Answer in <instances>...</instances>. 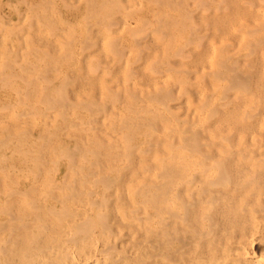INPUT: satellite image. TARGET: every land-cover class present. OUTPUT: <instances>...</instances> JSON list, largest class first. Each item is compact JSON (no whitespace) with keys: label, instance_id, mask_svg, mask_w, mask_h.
I'll use <instances>...</instances> for the list:
<instances>
[{"label":"bare ground","instance_id":"1","mask_svg":"<svg viewBox=\"0 0 264 264\" xmlns=\"http://www.w3.org/2000/svg\"><path fill=\"white\" fill-rule=\"evenodd\" d=\"M78 1L85 2L91 14L85 13L89 16L84 15L89 24L83 26L87 30L86 44L92 43L93 47L95 36L99 33L96 30L95 34L96 23L103 26L109 23L108 27L118 23L120 26L125 23L124 17L130 11L124 10V14L121 12L124 17L115 18L113 12L124 4L121 0ZM158 1L169 7H179L182 11L180 16H171L168 10L160 21L154 14L157 23L161 22L170 29L177 26L184 29L187 22L193 25V30L190 28V44L195 46L190 53L198 64L209 68L208 71L204 68L206 72L202 71L208 81L206 85L211 88L209 92L193 93L197 96L198 105L194 106L193 99V106L190 105L187 97L183 100L188 104L186 106L182 102L181 105L172 104L175 93L167 86L154 93L149 91V98L145 97L148 100L143 97L138 99V92L129 88L126 94L120 89H106L104 96L99 97L100 93L81 94L77 89L76 92L70 91L71 78L60 80L65 78L62 73L59 82L52 79L51 72L57 67L47 65L41 67L42 74L39 72L37 55L40 52L37 53V48L41 50L38 45H44L46 40L39 42L35 34L30 39V57L22 60L20 65L18 60L9 58L6 62V57L0 61L9 64L7 68H0V264H264V0H196L199 2L196 9H190L189 0ZM46 2L48 5L51 1ZM44 7L45 10L40 7L43 12L49 8L45 4ZM102 7H108L106 9L109 10L104 8L108 11L106 14H101L103 9L96 11ZM138 7L131 11L138 10ZM203 9L206 12L199 14ZM52 12L48 19L52 17ZM93 12L96 23L92 22ZM45 15L44 18H47ZM197 19L202 24L197 23ZM11 25L12 29L15 28L14 23ZM141 26L139 29L134 26L133 29L138 46L146 38H142L146 34H137V31L146 32ZM20 28L23 30V27ZM183 29L187 31V28ZM3 30H6L5 27ZM3 30L1 34H4ZM51 30L53 35L50 36H54ZM71 30L74 33L78 29ZM106 30L110 34L114 29ZM11 33L14 34V30ZM5 35L4 39L8 37ZM140 35L143 40H137ZM116 39L120 40L116 37L107 40L110 45L107 42L104 44L115 52V56L124 57L122 53L126 50L119 46L123 42L119 43ZM5 40L0 41L6 44ZM169 40L167 42H173ZM67 41L70 48L73 42L69 44ZM174 42L176 44L177 41ZM19 44L17 47H20ZM169 44L168 49L170 46L172 50ZM62 48L64 51L67 49ZM176 50L174 52L177 53ZM164 51L168 55L169 50L166 48ZM69 53L66 51L63 55L70 58ZM176 53L173 58L177 57ZM49 54L45 55L52 57ZM187 55L190 56L189 53ZM60 57L62 55L58 59ZM161 57L160 60L163 59ZM93 58L96 59V56ZM181 58L185 57H180L179 62H182ZM210 58H214V62H210ZM97 69L93 68V71ZM126 70L129 73L132 69ZM156 70L151 72L161 73ZM38 72L42 75L41 85L38 84ZM170 73L168 76L173 80ZM201 77H198L199 80ZM85 79L75 77L78 87L88 85ZM128 79L124 80L129 84ZM178 82L182 83V80ZM182 93L186 95L185 91ZM124 95L127 97L123 98Z\"/></svg>","mask_w":264,"mask_h":264},{"label":"rangeland","instance_id":"2","mask_svg":"<svg viewBox=\"0 0 264 264\" xmlns=\"http://www.w3.org/2000/svg\"><path fill=\"white\" fill-rule=\"evenodd\" d=\"M5 2V3H2V2ZM22 2H20V0H0V15H1V17H0V30L2 29L3 30V27H5V29L6 30H3V33L4 34H1L2 33V30L0 31V40H5V39H7V42H6V44H5V41H0V47H1V45H2V47L0 48V55H1V58H0V61H4V58L6 57V59H5V61L7 60L8 62H9V59L10 60H18L19 62V65L22 63L21 61L22 60H24V59H27V58H29L30 57V52L31 51H28L29 49L31 50V40L30 39H32L33 38V36H35L36 35V37H38V40H39V42L41 41V40H46V43L44 44V45H42V46H40V45H38V47H40L41 48V50L39 49V48H37V50H38V52L37 53H39V56L37 55V57H39V62H38V68H39V72L41 73V67H45V66H49V65H53L52 67H54V68H58V69H56V70H52V72H51V75H52V79L54 80V82L57 80V82H59L58 80H59V77L61 78V74H62V77H65V78H61L60 80H63V79H66V78H71L72 80L69 82L70 83V85L68 86V89L70 90V91H75L76 92V89L78 90V92L79 93H81V94H86V93H96L97 95H98V97L101 95V96H104V94L107 92V90L106 89H116V90H121V91H123V92H125V91H128L127 90V88H129V90L130 89H132L131 91H133L134 90V92H138L137 93V96H138V99H142V97L144 98V100H148V99H146L145 97H148V94H149V91H151L152 93H154V92H156V91H158V89L160 88V89H163L164 88V86H167L166 88L168 89H171V90H173L174 91V93H175V95H174V98H172V104H175V105H181V102H182V105H184V106H186V104L184 103V101L183 100H185V98L184 97H187L186 99H187V102L189 101V104L190 105H192V103L194 104V106L195 105H198V101H197V96H195V94H193V93H196V91L197 92H209L210 90H211V88L208 86V85H206L207 84V78L204 76L205 75V73L203 74V71H205V69H206V71H208L209 70V68H207V67H205L204 65H203V67H202V65H200V64H198L197 62H196V58L194 57V56H192V54L190 53V50H192L193 48H194V46H195V44H190V42H191V33H192V31L191 30H193V25H190L188 22L185 24V26H184V29L185 28H187V29H185V30H187V31H182V27H173L172 29H170V28H165L164 26V24H161V22H160V24L162 25V27L160 26V24L159 23H157L158 21H156V19L158 18V20L160 21V18L163 16V13H167L168 14V10L170 11L169 12V14H172L171 16H180L181 15V12L180 11H182V10H180V8L178 7H172V6H168V5H163L162 3H160L158 0V2L157 1H155V0H143L144 1V3H143V1H141V0H132L135 4H132L133 2L131 1L130 2V0L129 1H126V0H121V2H123L124 4V6L123 5H120V7H118V9L116 8L115 10V12H113V15H114V17L115 18H119L121 15H122V17H124L125 15H123L124 13L122 12V11H124V12H126V11H128V10H130V11H128V13L129 14H127L126 13V16L124 17V22L125 23H123V24H120V26H122V25H124V26H122V28L119 26V24L118 23H116L117 25H115L114 26V24L112 25L113 27H108L110 24L109 23H105V25L103 26V25H101V24H98L97 25V23H96V17H95V15H94V12L96 13V11L98 12L99 10H101V9H103V10H101L100 12H101V14H104L105 12L107 13L108 11H105L104 10V8L105 7H102V8H100V9H98V10H96V11H94L93 12V18H92V22H94V23H96V25H95V34L97 33V31L99 32V33H102L103 34V36H101V34H99V33H97L96 34V36H95V39H94V41H93V43H94V47H93V44L91 43V45H89V43H87L86 44V38H87V30L85 29V27H87V24H89V19H87L89 16H87V15H91L90 13H89V10H88V8L87 7H85V6H87V5H85V2H83V1H78V0H49V1H51V2H49L48 3V5H46V1L47 0H45V1H41V0H21ZM29 1V2H28ZM71 1H73V2H71ZM196 0H189V2H190V9H196V7H198V1L197 2H195ZM38 2V3H37ZM41 2H42V4H41ZM53 2L55 3V6H56V8L54 9L53 7H55L54 6V4H53ZM64 2V3H63ZM66 2V3H65ZM77 2H79V3H77ZM140 2V3H139ZM148 2V3H147ZM153 2V3H152ZM196 3V5H195V3ZM12 3H14V5L12 4ZM17 3V4H16ZM28 3V4H27ZM51 3V4H50ZM71 5H70V4ZM74 4V7H73V4ZM128 3V4H127ZM138 3V4H137ZM160 5V6H158V4ZM3 6H2V5ZM20 4H21V6H20ZM23 4V5H22ZM31 4V5H30ZM36 4V5H35ZM40 4V5H39ZM44 4H45V6H47V7H49L46 11H44L43 12V10L40 8V7H42L44 10L46 9V7H44ZM64 4H66V5H64ZM69 4V5H68ZM77 6H76V5ZM80 6H79V5ZM120 4H122V3H120ZM141 4V6H139ZM152 4V5H151ZM157 4V5H156ZM162 4V5H161ZM5 5V6H4ZM9 7H8V6ZM16 8V9H18V10H16L13 6ZM16 5V6H15ZM33 5H35L34 7H33ZM128 5H130L129 7H128ZM131 5H132V7H131ZM149 5V6H148ZM19 6V7H18ZM30 6H32L31 8H30ZM51 6H52V8H51ZM67 6V7H66ZM68 6H70V7H68ZM72 6V7H71ZM79 6V8H80V10H79V8H77ZM127 6V7H126ZM134 6V7H133ZM135 6H136V8L138 7V10H135L134 12L133 11H131V10H134V9H136L135 8ZM147 8H146V7ZM152 6H154V7H152ZM158 6V7H157ZM196 6V7H195ZM4 7V8H3ZM10 7H11V9H10ZM40 9H39V8ZM123 7V8H122ZM124 7L127 9H124ZM153 8V9H151V8ZM167 7V8H166ZM192 7H194V8H192ZM2 8V9H1ZM21 8V9H20ZM68 8H70L69 10H68ZM75 8V9H74ZM87 8V9H86ZM106 8H108V7H106ZM105 8V9H106ZM120 8H121V10H120ZM130 8V9H129ZM132 8H134V9H132ZM165 8V11L163 12V9ZM5 11H4V10ZM39 9V10H38ZM52 9H54V10H52ZM59 11H58V10ZM72 9V10H71ZM77 9V10H76ZM82 9V10H81ZM178 9V10H177ZM21 12H20V11ZM37 10V11H36ZM86 10H88V11H86ZM106 10H109V9H106ZM144 10H146V11H144ZM150 10V11H149ZM204 10V11H203ZM202 11L200 10L199 11V14L202 12V13H205L206 11H205V9H203ZM34 11H36V14L37 15H35V12ZM40 11V12H39ZM49 11V12H48ZM52 12V17H49L50 19H48V16H50V13ZM83 13H82V12ZM118 11H120L119 13H117ZM37 12H39V13H37ZM57 12V14H55ZM80 12V13H79ZM123 14H122V13ZM131 12H133V13H131ZM178 12H180V13H178ZM15 13H18V14H15ZM22 13V14H21ZM46 14L47 15V18H44V15H42V14ZM76 13H77V16L78 17H80V18H78L77 16H76ZM85 13H87V15L85 14ZM105 13V14H106ZM196 13V12H195ZM12 14V15H11ZM15 14V15H14ZM43 16H41V15ZM119 14V15H118ZM131 14V15H130ZM154 14L156 15V16H154ZM9 15H11L12 16V18L9 16ZM17 15V16H16ZM30 15V16H29ZM35 15V16H34ZM45 15V16H46ZM57 15V16H56ZM61 15V16H60ZM83 15V16H82ZM84 15H86L87 16V18H84ZM196 15H197V13H196ZM16 16V17H15ZM22 16V17H21ZM39 16V17H38ZM53 16H55V18L53 17ZM130 16V17H129ZM132 16V17H131ZM156 18H154V17ZM25 17V18H24ZM42 17V18H41ZM77 19H76V18ZM81 17H83V18H81ZM7 18V19H6ZM27 18H28V20H27ZM41 19V21H40V19ZM55 20H54V19ZM62 18H63V20L65 19L66 20V23H65V20L63 21L62 20ZM127 18V19H126ZM144 18H146V19H144ZM149 18V19H148ZM11 19V20H10ZM18 19V20H17ZM52 20V22L54 23L55 22V24L53 25V23L52 22H50V21H48V20ZM59 21H58V20ZM61 19V20H60ZM73 19V20H72ZM86 19H87V21H86ZM120 19H122L123 20V18H120ZM141 19V20H140ZM2 20V21H1ZM5 20V21H4ZM10 20V21H9ZM26 20V21H25ZM29 20H30V23H29ZM39 20V21H38ZM43 20H44V22H45V24H44V22H43ZM68 20H70V23H69V21ZM79 20V21H78ZM198 20V19H197ZM48 21V22H47ZM58 21V22H57ZM62 21L64 22V24L62 23ZM68 21V22H67ZM86 21V23H84ZM91 21V20H90ZM128 21V22H127ZM150 21V22H149ZM3 22V23H2ZM7 22V23H6ZM9 22H11V23H14L15 24V28H13L12 29V25H11V23L9 24ZM21 22V23H20ZM40 22V23H39ZM72 22V23H71ZM142 22V23H141ZM5 23V26H2L3 24ZM27 23V24H26ZM32 23V24H31ZM49 23V24H48ZM71 24V25H69V24ZM74 23V24H73ZM80 23H82V24H80ZM136 23V25H134ZM138 23H140V24H138ZM197 23H201L202 24V22L200 21V20H198V22ZM9 24V25H8ZM58 24V25H57ZM76 24V25H75ZM78 24V25H77ZM80 24V25H79ZM22 25V26H21ZM30 25L32 26V28L30 27ZM50 25H52V26H50V28L51 29H53V30H51L50 28H49V26ZM57 27H56V26ZM60 25V26H59ZM83 25H86L85 27L83 26ZM138 25V26H137ZM152 25H154V26H152ZM164 25V26H163ZM11 26V27H10ZM37 26V27H36ZM41 26H43V27H41ZM53 26H54V28H53ZM61 26H63L62 28H61ZM73 26V27H72ZM131 26L133 27L132 28V31L130 32V29H131ZM134 26H136L138 29H139V26H141V29H142V31L145 29V33L143 32V33H141V32H139V31H137V34L139 33V34H146V35H144V36H142V38L144 37H146L144 40L141 38V35H140V37H138L137 38V40L138 39H142L143 41H139L140 42V44L142 43L143 45H144V43L146 44V46L144 45V47H143V45L141 44L140 46H138L139 44L136 42L135 43V35H134ZM19 27V28H18ZM20 27H23V30H22V28H20ZM28 29V30H26V28ZM121 28V29H119V30H115V28ZM126 27L128 28V29H126ZM145 27V28H144ZM11 28V29H10ZM18 28V29H17ZM31 28V29H30ZM48 28V29H47ZM59 29V30H54V29ZM74 28V30L75 29H78L77 31H75L74 33H73V30H71V29H73ZM98 28H99V30L101 31H99L98 30ZM106 28L107 29H114L113 31H111L110 32V30H109V32H110V34L108 33V31L106 30ZM137 28H135V30L137 29ZM144 28V29H143ZM163 28H165V29H163ZM179 28H182L181 29V31L183 32H181V31H179ZM190 28H192L191 30H190ZM19 29L21 30V31H19ZM25 29V30H24ZM140 29V30H141ZM163 29V30H162ZM178 29V30H177ZM183 29V30H184ZM10 31V33H9V31ZM14 30V34L13 33H11L12 31ZM18 30V31H17ZM49 30V31H48ZM50 30L51 31H53L52 33H55L54 34V36H50V35H53V34H51V32H50ZM65 31V33H64V31ZM86 30V31H85ZM97 30V31H96ZM104 32H103V31ZM123 30V31H122ZM165 30V31H164ZM168 30V31H167ZM171 30V31H170ZM190 30V31H189ZM5 31H6V33H5ZM28 31V32H27ZM84 31V32H83ZM117 31V32H116ZM159 31V33H156V32H158ZM173 31V32H172ZM17 32V33H16ZM30 32H31V34H30ZM49 32V33H48ZM77 32V33H76ZM105 32H107L106 34H105ZM168 32V33H167ZM169 32H171V33H169ZM180 32H181V34H180ZM24 33H26V34H24ZM58 33H61V34H58ZM64 35H63V34ZM68 34L67 36L65 35V34ZM71 33H73V34H71ZM114 33V34H113ZM133 34L134 36H130L131 34ZM152 33V34H151ZM161 33L162 34H165V36L163 37V35H161ZM5 34H7V35H5ZM10 34H11V36H10ZM13 34V35H12ZM24 34V35H23ZM28 34H30V35H28ZM35 34V35H34ZM46 36H45V35ZM76 34H78V35H76ZM80 34V35H79ZM110 39V37H111V39L110 40H112V39H114V38H120V40H118V39H116L117 41H120L119 43H122V45L121 44H119L118 42H116V40H115V43H117V44H119V46H120V48H122V49H125L126 51H124V53H122V54H124V57L122 56V55H120V56H117V58H116V56H115V52H112V50L110 51L109 50V46L108 45H110V43L109 42H107V40H109V39H107V37L105 36V35ZM160 34V35H159ZM170 34H172V35H170ZM177 36V35H179V36H177V37H174L175 35ZM187 34V35H186ZM2 35V36H1ZM4 35L5 36H8V37H6L5 39H4ZM22 35H23V37H22ZM58 37V39L56 38V36ZM73 35H75L74 37H73ZM85 35V37H83ZM99 35V36H98ZM109 35H110V37H109ZM112 35V36H111ZM172 36L171 38H170V36ZM174 35V36H173ZM180 35H184L186 38H183V36H181L180 37ZM189 35V36H188ZM72 36V37H71ZM79 36H80V38H79ZM116 36V37H115ZM122 36L124 37V38H122ZM166 36H168V37H166ZM10 37V38H9ZM17 39H16V38ZM50 37V38H49ZM67 37V38H66ZM69 37V38H68ZM82 37V38H81ZM106 37V38H105ZM113 37V38H112ZM160 37V38H159ZM187 37H188V39H187ZM73 38H77V39H73ZM85 38V39H84ZM100 38H101V40L103 39L104 41L102 42L101 40H100ZM174 38H176V39H174ZM14 39V40H13ZM70 39V40H69ZM79 39V40H78ZM81 39H82V41H81ZM106 39V40H105ZM147 39H149V40H147ZM151 39V40H150ZM166 39H170L169 41H173V42H167V41H165ZM180 40V42H182L183 41V43H180L179 42V40ZM184 39H186V40H184ZM9 40H12V42H10ZM28 40V41H27ZM68 40V41H67ZM74 40L76 41V42H74ZM109 40V41H110ZM125 40V41H124ZM147 40V41H146ZM161 40H163V41H160ZM14 41V42H13ZM20 41V42H19ZM26 41V42H25ZM52 41V42H51ZM66 41L67 42H69V44H71L72 42V46L70 45V48H68L69 47V45H68V43L66 44ZM98 41V42H97ZM101 41V42H100ZM128 41V42H127ZM174 41H177L176 42V44H175V42ZM3 42H4V44H3ZM16 42V43H15ZM29 43V45L27 46L25 43ZM48 42H50L49 43V45H48ZM62 42V43H61ZM71 42V43H70ZM97 42V43H96ZM105 42H107V44L105 45L104 43ZM124 42H126V43H124ZM164 42L166 43V45L164 44ZM19 43H21V44H19ZM102 43H103V45H102ZM112 43H113V41H112ZM131 43V44H130ZM168 43H171V44H169V45H172V47H171V49L172 50H170V46H169V49H168ZM178 43V44H177ZM18 44H19V46L20 47H17L18 46ZM60 44V45H59ZM64 44L66 45V46H64ZM80 44V45H79ZM97 44V45H96ZM100 44V45H99ZM138 44V45H137ZM159 44V45H158ZM174 44V45H173ZM187 44H190V45H187ZM6 45H8L6 48H5V46ZM74 45V46H73ZM78 45V46H77ZM87 45V46H86ZM88 45H89V47H88ZM113 45V47H114V44H111V46ZM126 45L128 46L127 47V49H129V50H127L126 49ZM132 45V46H131ZM158 47H157V46ZM178 45H181V46H179L178 47ZM10 46H12V48L10 47ZM24 46H27V48L26 47H24ZM93 48H92V47ZM105 46V47H104ZM106 46H107V48H106ZM161 46V47H160ZM166 46V47H165ZM174 46H176L175 48H174ZM59 47H60V50H58L59 49ZM62 47H64L65 49H66V47H67V49L64 51V49L62 48ZM78 49H77V48ZM86 47V48H85ZM101 47V48H100ZM104 47V48H103ZM112 47V48H113ZM125 47V48H124ZM137 47L139 48V50L137 49ZM150 47V48H149ZM152 47V48H151ZM156 49H155V48ZM184 47V48H183ZM8 48H9V50H8ZM76 48V49H75ZM87 48H88V50H87ZM100 48V49H99ZM111 48V47H110ZM149 48V49H148ZM166 48H167V50H169L168 51V55H167V53H165V51L164 50H166ZM174 48V49H173ZM177 48V53L176 52H174V50ZM12 51H11V50ZM14 49V50H13ZM21 50L20 52H17V51H19V50ZM24 49V51H22ZM68 49H69V51L72 53V55L75 57V59H74V57L72 56L71 57V53H69L70 54V58L68 57V58H66L65 57V55H66V51H67V53L69 52L68 51ZM71 49V50H70ZM75 49V50H74ZM80 49V50H79ZM98 49V50H97ZM103 49V50H102ZM121 49V50H122ZM143 49V50H142ZM182 49V50H181ZM185 49V50H184ZM27 50V51H26ZM58 50V51H57ZM72 50H73V52H72ZM80 52H79V51ZM93 50L95 51V53L93 52ZM104 50H106V51H110V52H106V53H104L105 51ZM130 50H132L131 52H134V53H132V55H131V52H130ZM137 50L138 51H141L140 52V54H138V52H137ZM154 50V51H153ZM16 51V52H15ZM41 51H45V52H48V53H45L44 52V55H43V52H41ZM74 51H75V53H74ZM81 51H82V53H81ZM97 51V52H96ZM102 53H101V52ZM104 51V52H103ZM128 51V52H127ZM160 51H162V52H160ZM174 53H173V52ZM29 54H28V53ZM85 52H86V54H85ZM93 52V53H92ZM99 52V53H98ZM146 52H147V54H146ZM156 52H158V53H156ZM170 52V53H169ZM173 53V55L176 53V55L175 56H177V57H175V58H173V55H170V54H172ZM183 54V52H185V54L187 55L188 53H189V55L191 56V58H190V56H188L187 55V57H186V55L185 54H181V53ZM50 53V54H49ZM63 53L65 54V55H63ZM89 53V55H87ZM109 54V56H108V54ZM114 55H113V54ZM142 53V54H141ZM12 55V56H9V55ZM13 54H17V55H14L13 56ZM18 54H19V56H18ZM27 55V56H25V55ZM45 54H49V56L52 54V57H47ZM107 54V55H106ZM139 56H138V55ZM162 56L163 57V59L165 60V59H167V60H165L164 62H163V59H162V57H161V59L162 60H160V56ZM44 56V57H42V56ZM62 55V57H63V60H61L62 59V57H60V59H58L59 58V56H61ZM76 55V56H75ZM78 55V56H77ZM96 56V59H92V57H95ZM130 55V56H129ZM141 55V56H140ZM147 55V56H146ZM55 56V57H54ZM88 56H90V57H88ZM104 56H105V58H104ZM121 56H122V58H121ZM135 56H136V58H135ZM13 57V58H12ZM16 57H18V58H16ZM24 57V58H23ZM40 57H41V59H40ZM47 57V58H46ZM53 57H54V59H53ZM84 57V58H83ZM99 57V58H98ZM120 57V58H119ZM130 57V59H132V60H128V59H126V58H129ZM145 57H146V59H145ZM154 57V58H153ZM180 57H185V58H181V61L182 62H179L180 61ZM9 58V59H8ZM12 58V59H11ZM16 58V59H15ZM45 58V59H44ZM73 58V59H72ZM81 58V59H80ZM112 58V59H111ZM119 58V62H117L118 59ZM134 58V59H133ZM157 58H159V59H157ZM179 58V59H178ZM188 58V59H187ZM42 59H44V60H42ZM46 59H48V60H46ZM70 59V60H69ZM85 59V60H84ZM92 59V60H91ZM100 59V60H99ZM105 59V60H104ZM123 59V60H122ZM138 59V60H137ZM141 59V60H140ZM155 59V60H154ZM177 59V60H176ZM211 59V58H210ZM209 59V61L210 62H214V58H212L213 59V61H212V59L210 60ZM41 60V61H40ZM57 60H58V62H60V63H58L57 62ZM77 60V61H76ZM79 60V61H78ZM97 60H98V62H97ZM111 60V61H110ZM124 60H125V62H124ZM127 60H128V62H127ZM146 60V61H145ZM151 60H152V62H155V61H157V63L159 62V64H157L156 62H155V64H150V62H151ZM154 60V61H153ZM159 60V61H158ZM170 60V61H169ZM6 61V62H7ZM47 62V63H44V62ZM51 61V62H50ZM54 61H56V64H57V66H56V64L54 63ZM95 63H94V62ZM100 61V62H99ZM121 61V62H120ZM136 61V62H135ZM146 63H145V62ZM168 61H169V63L170 64H172L173 66L171 67V65H169V63H168ZM5 62V63H6ZM70 62H72V63H70ZM91 64H90V63ZM108 62V63H107ZM110 62V63H109ZM114 62V63H113ZM115 62H116V64H115ZM127 62V63H126ZM132 62H133V65H132ZM134 62H135V64H134ZM142 62V63H141ZM151 62V63H152ZM165 62H167V64L165 63ZM178 62H179V64H178ZM189 62V63H188ZM191 62H194V63H191ZM17 63V64H18ZM54 63V64H53ZM100 63V64H99ZM105 63V64H104ZM128 63H130L129 65H128ZM146 64L145 66H143L144 64ZM162 64V66H160L161 64ZM186 63V64H185ZM2 62L0 63V68H1V66L3 67L4 66V68H7V66L9 65V64H2ZM72 64V65H71ZM73 64H75V65H73ZM93 64L95 65V64H97V65H95V66H93ZM102 64V65H101ZM113 64V65H112ZM141 64V65H140ZM157 64V65H156ZM189 64V65H188ZM6 65V66H5ZM63 65V66H62ZM78 67H77V66ZM90 65V66H89ZM112 65V66H111ZM123 65H126V66H123ZM134 67H132V66ZM138 65V66H137ZM151 65V66H150ZM154 65H156V66H154ZM168 65V66H167ZM175 65V66H174ZM74 66H76V67H74ZM93 66V68H96L97 69V67H98V71H96V73H94L95 71H93V68H91ZM107 66V68H108V70H106L107 68H105ZM109 66V67H108ZM114 66V67H113ZM117 66V67H116ZM142 66V67H141ZM149 66V67H148ZM155 68H153V67ZM164 66V67H163ZM167 66V67H166ZM177 66H179V68H177ZM187 66V67H186ZM69 67V68H68ZM72 67V68H71ZM81 67V68H80ZM89 67H90V69H89ZM122 67V69H120ZM124 67V68H123ZM126 67H132L131 69L133 70V71H135V72H133L131 69H129V68H126ZM140 67H141V69H140ZM148 67V68H147ZM173 67H176V68H173ZM64 68H65V70H64ZM68 68V69H67ZM112 68V69H111ZM116 68V69H115ZM149 68H150V70H149ZM162 68H164V69H162ZM168 70H167V69ZM173 68V69H172ZM189 68V69H188ZM205 68V69H204ZM88 69V70H87ZM92 69V70H91ZM105 69V70H104ZM123 69H124V71H123ZM126 69H128V70H131L129 73L127 72V70ZM157 69V70H156ZM160 69H162V70H160L161 71V73H156V74H154V73H152L151 71H154V70H156V72L157 71H159ZM176 69V70H175ZM191 69H195V71L193 70V72H191ZM199 69V70H198ZM202 69H203V71H202ZM60 70V71H59ZM63 70V71H62ZM71 70V71H70ZM90 70L92 71V72H90ZM163 70H165V71H169V72H167V73H163L164 71ZM173 70H175V72L177 73H175V72H173ZM188 70H190L189 72H188ZM62 71V72H61ZM85 71H86V73H85ZM102 71H103V73H102ZM109 72V73H111V74H107L106 72ZM110 71H112V72H110ZM159 71V72H160ZM163 71V72H162ZM199 71V72H198ZM205 71V72H206ZM38 72V74L37 75H39L40 73ZM43 72V71H42ZM59 72H60V74H59ZM72 72V73H71ZM73 72H74V74H73ZM102 74H101V73ZM128 74H127V73ZM133 72V73H132ZM137 72V73H136ZM171 72V73H170ZM184 72H186V73H184ZM195 72V73H194ZM202 72V73H201ZM101 75H100V74ZM116 73V74H115ZM144 73V74H143ZM150 73V74H149ZM169 73H170V75L173 77L172 79L173 80H171L170 79V76H168L169 75ZM172 73H173V75H172ZM187 73H189V75L187 74ZM197 73V74H196ZM199 73H201L202 75H203V77H201V74L199 75ZM42 74V73H41ZM40 74V76H38L39 77V80H38V84L39 85H41L42 83H43V80H41V78H42V75ZM67 74V75H66ZM87 74V75H86ZM93 74V75H92ZM105 74V75H104ZM112 74H113V76H112ZM125 74H127L125 77H124V75ZM135 74H136V76H135ZM165 74H167V78H165L164 77V75ZM180 74H182V75H180ZM193 74H194V76H193ZM55 75V76H54ZM154 75V76H153ZM180 75V76H179ZM185 75V76H184ZM192 75V76H191ZM68 76H70V77H68ZM77 76H82L83 78H86L85 79V82H87L88 83V85L90 84V81H92V83H93V85H85L84 87L85 88H87V90L84 88V87H78V85H77V81L75 80V77H77ZM85 76V77H84ZM91 76V78H89V77ZM104 76V77H103ZM117 76V77H116ZM127 76H129V77H127ZM130 76H133V77H131L132 78V80L130 79ZM142 78H140V77ZM182 76H184V77H187V78H185L186 80L187 79H189V80H185V82H184V77H182ZM189 76V77H188ZM201 77L200 78V80H199V78L198 77ZM74 77V78H73ZM106 77V78H105ZM116 77V78H115ZM123 77V78H122ZM135 77H137V79L135 80ZM152 77V78H151ZM156 77V78H155ZM159 77H164L165 79H162V78H159ZM176 77V78H175ZM89 78V79H88ZM102 78H103V80H102ZM105 78V79H104ZM111 78V79H110ZM119 80H118V79ZM126 78H129L128 79V81H129V84H128V82L127 83H125V80H126ZM153 78H155V79H153ZM158 78V79H157ZM180 78V80H178ZM205 78V79H204ZM106 79L108 80V81H106ZM117 79V80H116ZM123 79V80H122ZM125 79V80H124ZM140 79V80H139ZM168 79V80H167ZM170 79V80H169ZM181 81L182 80V83H179L178 81ZM197 79L199 80L198 81V83H197ZM87 80V81H86ZM90 80V81H89ZM95 80V81H94ZM110 80V81H109ZM153 80V81H152ZM159 80V81H158ZM175 80V81H174ZM205 80V81H204ZM41 81V82H40ZM97 81V82H96ZM103 81V82H102ZM114 81V82H113ZM136 81V82H135ZM151 81V82H150ZM167 82L168 84H166V83H164V82ZM178 83H177V82ZM189 81V82H188ZM222 81V83H223V80H221ZM75 82V83H74ZM99 82V83H98ZM118 82V83H117ZM135 82V83H134ZM163 82V83H162ZM191 82V83H190ZM200 82V83H199ZM204 84H203V83ZM226 82V81H225ZM171 83V84H170ZM183 83H184V85L186 86V88L184 87V85H183ZM187 83V84H186ZM190 83V84H189ZM96 84V85H95ZM106 84V85H105ZM108 84H109V86H110V84H111V87H109L108 86ZM134 84H137V85H135L134 86ZM166 84V85H165ZM176 84V85H175ZM200 84H203V85H200ZM99 85V86H98ZM128 85H130V86H128ZM156 85V86H155ZM157 85H159L158 87H157ZM173 85V86H172ZM182 85V86H181ZM192 85V86H191ZM141 86V87H140ZM162 86V87H161ZM170 86H171V88H170ZM178 86H179V88H178ZM89 87V88H88ZM99 87V88H98ZM105 87V88H104ZM109 87V88H108ZM119 87V88H118ZM126 87V89H124V88ZM133 87V88H132ZM137 89H136V88ZM148 87V88H147ZM182 87H184V88H182ZM203 89H202V88ZM206 87V88H205ZM103 88V89H102ZM152 88V89H151ZM154 88H157V90L156 89H154ZM208 89L207 91L205 90V89ZM41 89H42V87H41ZM80 89V90H79ZM99 89H101L100 90V92H99ZM144 89V90H143ZM154 89V90H153ZM159 89V90H160ZM90 90V91H89ZM187 90H190V91H187ZM203 90V91H202ZM81 91V92H80ZM102 91V92H101ZM106 91V92H105ZM140 91V92H139ZM183 92V91H185L186 92V95H185V93H182V94H180L181 92ZM147 92V93H146ZM150 92V94H152ZM180 92V93H179ZM188 93V94H187ZM125 94H126V92H125ZM142 94H144V96L142 95ZM184 94V95H183ZM139 95H140V97H139ZM191 97H190V96ZM179 96H181V99H180V97ZM126 98L127 96L126 95H124L123 96V98ZM176 97V98H175ZM179 97V98H178ZM188 97H190V98H188ZM149 98V97H148ZM178 99V100H177ZM193 99V100H192ZM174 100V101H173ZM191 100H192V103H191ZM184 103V104H183ZM143 104H146L145 102H143ZM158 104V103H157ZM156 105V104H155ZM188 105V104H187ZM118 106H123V104H118ZM158 106H163V105H161V104H159ZM193 106V105H192Z\"/></svg>","mask_w":264,"mask_h":264}]
</instances>
